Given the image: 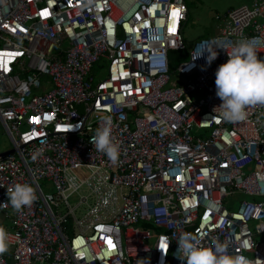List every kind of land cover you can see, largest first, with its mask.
Masks as SVG:
<instances>
[{"label":"built area","instance_id":"2783aa9c","mask_svg":"<svg viewBox=\"0 0 264 264\" xmlns=\"http://www.w3.org/2000/svg\"><path fill=\"white\" fill-rule=\"evenodd\" d=\"M186 15L185 0H0V264H186L185 233L264 264V106L213 111L217 45L251 40L264 58V0L214 14L190 46ZM102 117L115 164L90 142ZM15 183L37 193L20 212L3 206ZM234 192L248 199L227 209Z\"/></svg>","mask_w":264,"mask_h":264},{"label":"clouds","instance_id":"9594fccd","mask_svg":"<svg viewBox=\"0 0 264 264\" xmlns=\"http://www.w3.org/2000/svg\"><path fill=\"white\" fill-rule=\"evenodd\" d=\"M226 51L228 59L219 65L215 72V94L221 103L213 111L223 121L239 122L247 118V109L252 106H264V59H258L255 44L245 39L232 46L227 51L223 45H217ZM205 49H202L201 56ZM206 62L210 65L217 58L218 53L213 48H206ZM197 56V57H199ZM196 58V57H195ZM163 57L161 56V63ZM90 142L98 152L105 154L115 164L119 156V144L112 136V126L109 117L101 118V126L95 130ZM41 154L36 149L32 155L35 161ZM8 201L4 207L20 212L24 207H30L37 199V193L30 183H15L7 188ZM9 234L0 225V255L8 251ZM243 247L250 249V244ZM178 249H182L186 264H253L245 255L231 253L229 245L213 238L210 244H203L197 235L185 233L178 242ZM140 264H145L144 260Z\"/></svg>","mask_w":264,"mask_h":264},{"label":"rangeland","instance_id":"374dc122","mask_svg":"<svg viewBox=\"0 0 264 264\" xmlns=\"http://www.w3.org/2000/svg\"><path fill=\"white\" fill-rule=\"evenodd\" d=\"M187 3L186 20L182 24V37L187 45H191L195 40L210 35L218 26L213 20L214 14H223L226 10L238 7L242 4L250 5V0H185ZM258 59H264L258 57ZM106 64L100 65L99 69L93 68L95 78H101L105 74ZM200 95L197 94L196 98ZM10 148V143L0 127V151ZM248 199L247 196L234 192L227 196V209H235L237 201ZM74 200L69 199V202ZM2 214V213H1ZM7 223L5 224V226Z\"/></svg>","mask_w":264,"mask_h":264},{"label":"snow or ice","instance_id":"6c2138e0","mask_svg":"<svg viewBox=\"0 0 264 264\" xmlns=\"http://www.w3.org/2000/svg\"><path fill=\"white\" fill-rule=\"evenodd\" d=\"M42 15H48V12L45 10V12L42 13ZM172 16L174 17H178L179 16V10L178 9H174L173 12H172ZM170 31H174V28H170L169 29ZM179 179V178H178ZM108 244L112 247H114L113 243L111 240H108ZM164 245L161 244V247H163Z\"/></svg>","mask_w":264,"mask_h":264},{"label":"crops","instance_id":"0c3cea01","mask_svg":"<svg viewBox=\"0 0 264 264\" xmlns=\"http://www.w3.org/2000/svg\"><path fill=\"white\" fill-rule=\"evenodd\" d=\"M1 152V151H0ZM2 211L0 210V225H3L5 226V224L7 223L6 219L3 217V213Z\"/></svg>","mask_w":264,"mask_h":264},{"label":"water","instance_id":"95a60500","mask_svg":"<svg viewBox=\"0 0 264 264\" xmlns=\"http://www.w3.org/2000/svg\"><path fill=\"white\" fill-rule=\"evenodd\" d=\"M9 152H12V149H7V150H4V151H1L0 152V156L3 155V154L9 153Z\"/></svg>","mask_w":264,"mask_h":264},{"label":"trees","instance_id":"16d2710c","mask_svg":"<svg viewBox=\"0 0 264 264\" xmlns=\"http://www.w3.org/2000/svg\"><path fill=\"white\" fill-rule=\"evenodd\" d=\"M186 6H187V3H186Z\"/></svg>","mask_w":264,"mask_h":264}]
</instances>
